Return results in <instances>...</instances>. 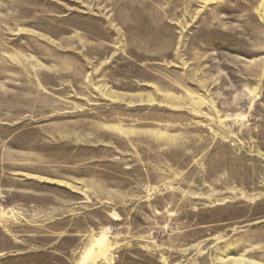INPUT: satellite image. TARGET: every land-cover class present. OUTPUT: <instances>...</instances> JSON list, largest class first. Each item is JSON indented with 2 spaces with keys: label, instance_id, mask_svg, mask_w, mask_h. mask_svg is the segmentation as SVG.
Listing matches in <instances>:
<instances>
[{
  "label": "rangeland",
  "instance_id": "rangeland-1",
  "mask_svg": "<svg viewBox=\"0 0 264 264\" xmlns=\"http://www.w3.org/2000/svg\"><path fill=\"white\" fill-rule=\"evenodd\" d=\"M0 264H264V0H0Z\"/></svg>",
  "mask_w": 264,
  "mask_h": 264
}]
</instances>
